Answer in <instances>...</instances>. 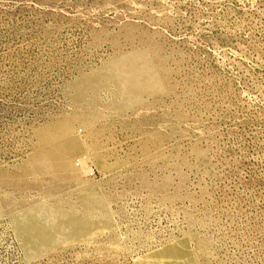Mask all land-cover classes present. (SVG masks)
Segmentation results:
<instances>
[{
  "label": "rangeland",
  "instance_id": "1",
  "mask_svg": "<svg viewBox=\"0 0 264 264\" xmlns=\"http://www.w3.org/2000/svg\"><path fill=\"white\" fill-rule=\"evenodd\" d=\"M0 264H264V0H0Z\"/></svg>",
  "mask_w": 264,
  "mask_h": 264
},
{
  "label": "bare ground",
  "instance_id": "2",
  "mask_svg": "<svg viewBox=\"0 0 264 264\" xmlns=\"http://www.w3.org/2000/svg\"><path fill=\"white\" fill-rule=\"evenodd\" d=\"M74 171V170H73Z\"/></svg>",
  "mask_w": 264,
  "mask_h": 264
}]
</instances>
